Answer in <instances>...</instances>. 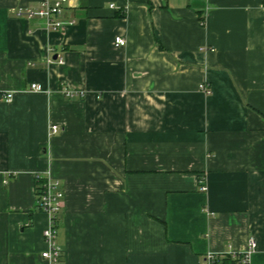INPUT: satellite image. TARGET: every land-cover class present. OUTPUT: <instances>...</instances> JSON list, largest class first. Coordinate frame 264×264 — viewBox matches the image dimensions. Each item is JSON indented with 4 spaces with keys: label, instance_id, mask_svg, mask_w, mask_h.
<instances>
[{
    "label": "crops",
    "instance_id": "1",
    "mask_svg": "<svg viewBox=\"0 0 264 264\" xmlns=\"http://www.w3.org/2000/svg\"><path fill=\"white\" fill-rule=\"evenodd\" d=\"M43 1L0 0V264H48L50 174L59 264H264V0Z\"/></svg>",
    "mask_w": 264,
    "mask_h": 264
},
{
    "label": "built area",
    "instance_id": "2",
    "mask_svg": "<svg viewBox=\"0 0 264 264\" xmlns=\"http://www.w3.org/2000/svg\"><path fill=\"white\" fill-rule=\"evenodd\" d=\"M69 5L70 0H44L37 10H26L25 14L29 18L34 16L43 18L46 21L48 29L58 30L67 24L74 23L73 20L65 22L61 19ZM126 43L127 41L123 36L115 37V46L122 47L125 46ZM59 62L63 63L64 60L59 58ZM200 88L205 94L209 95L212 93L211 88L206 84H202ZM31 90L36 92L44 91L42 85L38 83H32ZM68 94L73 96L70 92H68ZM13 96V92H4L1 94V98L5 101H11ZM59 130L60 127L56 124L51 127L53 134H56ZM9 180L10 177H3L0 174V184L7 185ZM201 182L202 184L204 183L203 180H201ZM202 189L204 191L207 190V185L203 184ZM64 195L61 182L53 180L50 174V176L42 183L41 192L37 198V205L48 215V225L43 232L47 248L41 252V257L46 260L48 264H59L63 254V249L57 242V236L58 214L63 206ZM256 247L257 243L255 239L252 238L249 241L248 249L245 251H237L232 247L223 252L209 250L204 254L201 264H251V258Z\"/></svg>",
    "mask_w": 264,
    "mask_h": 264
},
{
    "label": "trees",
    "instance_id": "3",
    "mask_svg": "<svg viewBox=\"0 0 264 264\" xmlns=\"http://www.w3.org/2000/svg\"><path fill=\"white\" fill-rule=\"evenodd\" d=\"M44 182V180H39V182H37V196L40 194L41 192V185ZM38 206V205H37ZM39 207V206H38ZM40 209V208H39Z\"/></svg>",
    "mask_w": 264,
    "mask_h": 264
}]
</instances>
